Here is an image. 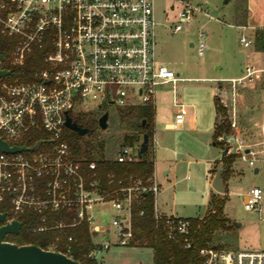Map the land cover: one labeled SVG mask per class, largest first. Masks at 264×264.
<instances>
[{"label":"built area","instance_id":"2783aa9c","mask_svg":"<svg viewBox=\"0 0 264 264\" xmlns=\"http://www.w3.org/2000/svg\"><path fill=\"white\" fill-rule=\"evenodd\" d=\"M174 1L180 9L171 27L173 34L189 29L199 15L209 16L206 3ZM157 26L155 0H0V48L6 51L5 55L0 52V70L8 71L0 78V141L27 148L15 152L0 149V205L7 209V222L36 214L35 232H58L46 250L73 258L74 238L66 230L87 224L94 247L86 257L97 264H102L98 259L101 252L117 247L152 248L155 252L153 239L134 224L135 215H145V210L136 213V209L149 193L154 197L155 228L182 249L193 246V220L158 210L161 186L155 174L148 180L139 174L103 175L95 162L86 164L84 158L76 157L66 138L68 116L74 121L72 115L95 106L107 107L108 113L111 107L147 103L156 107L157 90L167 85L175 93L171 128L182 127L187 107L176 96V89L187 79L159 61ZM240 28L241 45L253 47L259 29ZM204 35L200 33V37ZM206 49L205 40H201L199 55ZM36 52L42 55L35 61L31 79L5 80L10 66L24 67ZM262 73L264 66L248 63L240 77L220 81L229 84V88L221 87L220 98L227 112L220 115L221 123L229 119V132L218 139L228 146L227 155L250 166L264 154V140L256 149L239 137L237 101L241 90ZM115 160L134 163L140 157L123 146ZM243 206L262 211L263 189L251 187L243 197ZM198 254L200 264H264V251L208 246Z\"/></svg>","mask_w":264,"mask_h":264},{"label":"rangeland","instance_id":"374dc122","mask_svg":"<svg viewBox=\"0 0 264 264\" xmlns=\"http://www.w3.org/2000/svg\"><path fill=\"white\" fill-rule=\"evenodd\" d=\"M196 1L206 3L209 16L199 15L189 29L173 34L171 27L178 20L179 5L174 0H155L158 59L187 79L180 81L176 89V96L187 107L182 129H165L168 123L175 121L173 87H159L155 95V140H150L147 152L155 161L156 179L161 186L157 204L162 214L197 219L211 212L212 195L225 198L223 211L230 228L217 232L214 244L233 250L264 251V206L262 211L246 210L243 206V197L251 187L258 186L264 191V154L258 157L255 166L236 159L225 183L226 193L220 194L209 183L211 164L208 161H220V165L215 166V177L217 171L224 168L221 158L228 146L223 144V149L211 144L208 148L206 144L220 120L214 103L215 87L219 84L229 88L228 83L220 81L240 77L248 63L264 66V51L256 46L255 49L244 48L240 43L243 33L240 27L244 23L264 25V0ZM245 9L250 15L243 20ZM201 32L205 33L203 37H200ZM201 40L207 44L203 56L198 53ZM221 87L216 94L219 100L223 98ZM228 104L231 105V94H228ZM106 108H84L78 116L85 123H92ZM237 110L239 137L260 149L262 146L256 144L264 140V73L241 90ZM108 122V129L98 126L93 134L80 136V146L94 151L103 147L101 154L107 159H116L122 147L128 146L139 158L143 134L125 128L117 107L109 109ZM223 132H229V119L224 122ZM126 136H133V141L126 140ZM166 169H170V173L164 175ZM97 240L103 242L102 237ZM154 256L152 248L117 247L101 252L98 259L102 264H154Z\"/></svg>","mask_w":264,"mask_h":264},{"label":"trees","instance_id":"16d2710c","mask_svg":"<svg viewBox=\"0 0 264 264\" xmlns=\"http://www.w3.org/2000/svg\"><path fill=\"white\" fill-rule=\"evenodd\" d=\"M10 40L11 38H8ZM254 45L260 50L264 51V29H259L256 32ZM256 48V49H257ZM0 52L5 55L6 51L0 48ZM259 52V51H258ZM42 55V52H36L28 58L27 64L22 68L10 66V74L5 79L7 81H14L19 78L21 80H29L33 77V71L36 69L35 61ZM216 110L219 115L225 113V109L221 106L218 97H215ZM122 124L125 128L133 130L137 134H149L150 140H153V128L156 119V107L152 103L132 105L127 107L118 108ZM79 113L72 115L76 123L92 129L93 133L99 126V117L92 123H85L79 118ZM221 119V118H220ZM224 123L217 124L215 127L213 140L214 145L220 147L223 146V142L219 141V136L223 133ZM67 140L71 144V148L76 157H82L86 160V164L89 162H95L98 170L101 174L106 175L108 172H114L118 177H127L130 174H139L144 180H148L153 177L155 173V161L149 155L148 152L140 155V160L134 163H119L115 159L105 158L101 152L103 147L98 151H94L90 148H83L78 143L80 135L75 131L66 129ZM92 133V134H93ZM133 141L134 137L129 138L126 136V140ZM223 148V147H222ZM224 149V148H223ZM237 159L235 155H224L221 158V162L224 164L225 172L223 173V181L226 182L227 178L231 174L232 164ZM224 204L225 198L212 195L211 199V212L208 213L203 219H192L194 227V241L191 249L185 250L180 248L178 244L168 240L163 232L155 228L154 220V197L152 194H147L141 208L145 210L143 217L134 216V224L136 227L143 229L145 236L151 237V242L155 247L154 264H200L201 258L199 257V250L208 246H217L214 242L216 240V233L222 230H228V219L224 216ZM7 209L3 205H0V211L5 212ZM23 227L18 235H8L6 240L15 242L19 245L34 244L43 249H47L49 244L58 235L56 231L47 232H35L34 226L39 222V216L36 214H25L21 218ZM0 225H2L0 223ZM67 235H71L74 238L72 256L75 260L81 264H97L93 259H87V254L93 249L94 243L91 233L87 224L81 225L75 228H69L66 230ZM64 251L63 249H60Z\"/></svg>","mask_w":264,"mask_h":264},{"label":"water","instance_id":"95a60500","mask_svg":"<svg viewBox=\"0 0 264 264\" xmlns=\"http://www.w3.org/2000/svg\"><path fill=\"white\" fill-rule=\"evenodd\" d=\"M2 56L0 55V60ZM8 71L0 70V78L6 77ZM219 91L217 92V94ZM109 113L105 112L99 119V126L106 130L109 125ZM221 121L219 120V123ZM67 127L75 131L78 135L84 136L92 134L93 131L89 128L83 127L72 120L70 116L67 117ZM150 136L145 133L143 141L140 146V153L144 154L149 150ZM0 149L6 152H15L26 150V147L10 146L4 141H0ZM228 148L223 151V156L227 155ZM258 170H256L257 172ZM224 168H220L213 181L212 187L220 194L226 193V186L223 181ZM0 264H81L79 261L67 256L66 254L58 251L46 250L34 244L19 245L15 242L6 240L8 235H18L22 229V222L14 220L7 222V213L0 212Z\"/></svg>","mask_w":264,"mask_h":264},{"label":"crops","instance_id":"0c3cea01","mask_svg":"<svg viewBox=\"0 0 264 264\" xmlns=\"http://www.w3.org/2000/svg\"><path fill=\"white\" fill-rule=\"evenodd\" d=\"M243 14L245 15V17H244V19L243 18H240V19H243V20H245L246 19V17H248V15H250V12H249V10L248 9H245V12H243ZM251 17H252V15H251ZM242 26H254V27H257L258 29L259 28H264V25H250L248 22L247 23H244V25H242ZM254 47V49H255V45L253 46ZM256 51V50H255ZM257 52V51H256ZM210 80H218V79H216V78H210ZM219 87H221L219 84H218V86H216L215 87V89H214V92H213V94H215L214 96L216 97V94H217V92H218V89H219ZM215 97H214V103H215ZM215 108H216V104H215ZM217 114H218V116H219V113L217 112ZM223 114H224V112H223ZM222 114V115H223ZM156 120V119H155ZM220 121H221V119H220ZM174 123V122H173ZM173 123H168L166 126H165V129L166 130H174V129H172L171 127H172V124ZM221 123V122H220ZM219 123V119H218V122H217V124H220ZM216 124V125H217ZM216 127V126H215ZM183 128V125H182V127L180 128V129H182ZM194 129V131H196V128L195 127H193ZM209 134H210V131L208 132ZM213 135H214V132H213V134H212V138L210 137L207 141H206V144H207V147L209 148L210 147V145L211 144H213L214 145V140H213ZM208 162H210L209 164H211V169H210V171H209V177H210V181H209V183L210 184H212V181H213V179H214V177H213V175H214V170L216 169L215 168V166H217V165H220V161H214L213 159H211V160H209ZM256 170H258V169H256ZM259 171V170H258ZM257 171V172H258ZM170 173V169H166L165 171H164V175H167V174H169ZM155 177H156V168H155ZM224 183H226V182H224ZM226 186V185H225ZM157 208H158V210L161 212V209H160V207H159V205L157 204ZM197 219H203V218H197Z\"/></svg>","mask_w":264,"mask_h":264},{"label":"flooded vegetation","instance_id":"af4514ba","mask_svg":"<svg viewBox=\"0 0 264 264\" xmlns=\"http://www.w3.org/2000/svg\"><path fill=\"white\" fill-rule=\"evenodd\" d=\"M101 109H103V108H101ZM103 112H106V109H104ZM101 116H102V115L99 116V119H100ZM81 126H82V125H81ZM83 127H84V126H83ZM91 130H92V129H91Z\"/></svg>","mask_w":264,"mask_h":264}]
</instances>
